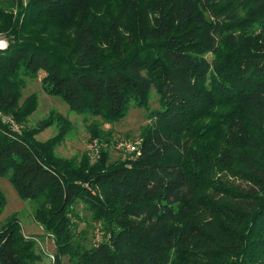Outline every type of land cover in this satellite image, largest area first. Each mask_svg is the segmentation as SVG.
I'll use <instances>...</instances> for the list:
<instances>
[{
  "label": "trees",
  "instance_id": "1",
  "mask_svg": "<svg viewBox=\"0 0 264 264\" xmlns=\"http://www.w3.org/2000/svg\"><path fill=\"white\" fill-rule=\"evenodd\" d=\"M111 1L0 0V175L51 236L50 264H264V0ZM38 75L77 113L143 107L135 158L58 156L67 124L38 140L51 120L23 126L36 99L20 92ZM80 204L107 243L81 244ZM34 247L0 219V264H39Z\"/></svg>",
  "mask_w": 264,
  "mask_h": 264
},
{
  "label": "rangeland",
  "instance_id": "2",
  "mask_svg": "<svg viewBox=\"0 0 264 264\" xmlns=\"http://www.w3.org/2000/svg\"><path fill=\"white\" fill-rule=\"evenodd\" d=\"M115 1L117 2V0ZM97 2L114 4L111 0H97ZM6 43V38L0 33V48H3ZM204 56L210 58V54ZM20 92L22 100L30 95H34L36 99L35 110L24 120L23 126L27 129L36 128L42 120H51L50 124L42 127L35 134L38 140H46L54 136L61 124H67L65 135L54 148V152L58 156L79 160L83 155H86L89 162L93 163L99 158L102 151H106L108 164L135 158L141 140V129L149 122L144 108L136 106L135 102L130 104L124 118L109 122L98 115L77 113L69 109L62 99L45 92L39 75L24 77ZM225 105L222 103L212 108L210 115L202 117L198 121L199 126L217 127L218 123L216 122L219 114L224 109H234L232 105ZM148 106L150 108L158 106L157 94L154 89L149 93ZM57 115L61 118L56 119ZM82 184L94 193L95 189L88 182ZM0 191L5 198L0 219L15 214L20 221L22 232L27 237H33L35 241L34 250L41 257L38 263L50 264L55 244L51 236L45 233L42 226L33 218V205L30 200L21 198L9 179L3 175H0ZM77 209L79 212L77 234L81 244L89 249L102 242L107 243L101 222L91 221L90 213L83 208V205L80 204ZM64 260L66 261L67 258Z\"/></svg>",
  "mask_w": 264,
  "mask_h": 264
},
{
  "label": "built area",
  "instance_id": "3",
  "mask_svg": "<svg viewBox=\"0 0 264 264\" xmlns=\"http://www.w3.org/2000/svg\"><path fill=\"white\" fill-rule=\"evenodd\" d=\"M6 120H7V121H8V120H9V121H11L9 118H6ZM14 127H15V128H17V126H16V125H14ZM137 150H138V149H137ZM136 153H137V152H136Z\"/></svg>",
  "mask_w": 264,
  "mask_h": 264
}]
</instances>
